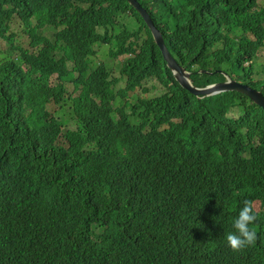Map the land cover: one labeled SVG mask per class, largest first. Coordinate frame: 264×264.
<instances>
[{
    "label": "trees",
    "instance_id": "1",
    "mask_svg": "<svg viewBox=\"0 0 264 264\" xmlns=\"http://www.w3.org/2000/svg\"><path fill=\"white\" fill-rule=\"evenodd\" d=\"M136 1L194 86L228 76L264 96V0ZM1 40L0 264H264L261 107L183 89L126 0H0ZM97 44L125 56L119 78ZM149 81L163 92L134 95ZM245 200L257 239L233 252Z\"/></svg>",
    "mask_w": 264,
    "mask_h": 264
},
{
    "label": "water",
    "instance_id": "2",
    "mask_svg": "<svg viewBox=\"0 0 264 264\" xmlns=\"http://www.w3.org/2000/svg\"><path fill=\"white\" fill-rule=\"evenodd\" d=\"M126 1L128 4L135 8V10L143 19L153 37L154 43L157 45L162 54L167 68L172 72L174 79L183 89L187 90L195 96L200 97H208L223 92L236 91L247 96L253 103L261 107L264 111V96L262 95L260 90H256L249 85L233 80L228 76H226L225 81L213 83L204 88H198L194 86L192 80H190V73L187 72L184 67L180 66L169 53L161 33L152 22V19L150 18L148 12L136 0ZM200 72L203 73L205 71Z\"/></svg>",
    "mask_w": 264,
    "mask_h": 264
},
{
    "label": "rangeland",
    "instance_id": "3",
    "mask_svg": "<svg viewBox=\"0 0 264 264\" xmlns=\"http://www.w3.org/2000/svg\"><path fill=\"white\" fill-rule=\"evenodd\" d=\"M118 20L121 24H124V26H126L127 24L132 25L131 31L137 28L136 27L137 24L135 25V23H133L134 20L129 16L128 17L127 16H125V17L119 16ZM10 27H11L10 31L13 32L14 34H16V36L19 40H22L23 38H25L24 36H26V34H25L24 27L22 26V24L19 21L14 20L11 23ZM38 32L40 34L48 37L51 40H55V38H54L55 30L52 27L45 26V27L39 29ZM15 42L17 43L18 40H15ZM27 43H28V41L26 42V44ZM0 47H1V49H4V48H7L8 45L4 40H1ZM110 49H112V48H110ZM95 50H96V54L92 58L94 66L99 64V62L101 61L104 64V66L108 68V70L111 72V75L113 77L119 78L120 77L119 67H120L122 60L125 59V56H120L117 58L112 57L111 53L109 52V46L108 45L97 44ZM257 63H258V65L264 64V49L258 53ZM68 67L69 68L71 67L70 63L68 65ZM263 78H264L263 75H259L257 73L253 74V76H252V79H254L255 81L263 79ZM145 85L150 88V91L148 93L142 94L141 90H139L138 93H135L134 95L141 94L144 97L145 96L151 97V96L159 95L160 93L163 92V89H161V87L153 81L146 82ZM121 86H122V82L118 81V83L116 84V89H119ZM131 95H133V94L131 93L130 96ZM132 98L133 97H130L129 100L132 101ZM60 109L61 108L58 105H56L54 107V111L52 113L55 114V113L59 112ZM59 114L63 118L69 119L67 127H69V128L75 127V121L73 118H71V114L69 113L67 105L62 108V110L59 112ZM257 206H258L257 209H259V205H257Z\"/></svg>",
    "mask_w": 264,
    "mask_h": 264
},
{
    "label": "clouds",
    "instance_id": "4",
    "mask_svg": "<svg viewBox=\"0 0 264 264\" xmlns=\"http://www.w3.org/2000/svg\"><path fill=\"white\" fill-rule=\"evenodd\" d=\"M257 215L254 211V203L250 200L243 201L238 215L234 218L232 227L234 231L225 235V242L233 252L241 251L252 246L257 239V234L251 225L255 223Z\"/></svg>",
    "mask_w": 264,
    "mask_h": 264
}]
</instances>
